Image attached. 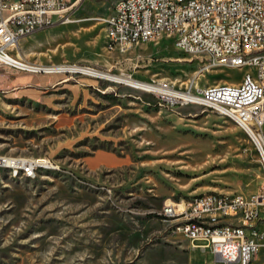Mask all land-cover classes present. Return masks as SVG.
Returning a JSON list of instances; mask_svg holds the SVG:
<instances>
[{
    "label": "rangeland",
    "instance_id": "1",
    "mask_svg": "<svg viewBox=\"0 0 264 264\" xmlns=\"http://www.w3.org/2000/svg\"><path fill=\"white\" fill-rule=\"evenodd\" d=\"M118 0H86L69 16L20 40L13 53L29 63L91 67L119 80L165 79L202 89L238 84L244 70H203L162 37L126 53L108 51L103 21ZM20 56V55H19ZM73 75L45 84L37 101L0 89V157L46 159L54 168L26 177L0 168V264H189L188 243L172 235L193 197L252 194L264 170L246 133L199 106L168 108L155 96L108 79ZM105 151L118 168L89 170ZM193 264H217L191 251ZM253 264H264L261 252Z\"/></svg>",
    "mask_w": 264,
    "mask_h": 264
},
{
    "label": "built area",
    "instance_id": "2",
    "mask_svg": "<svg viewBox=\"0 0 264 264\" xmlns=\"http://www.w3.org/2000/svg\"><path fill=\"white\" fill-rule=\"evenodd\" d=\"M82 1L0 0V82L9 72L71 77L83 75L82 70L98 71L73 64L29 63L13 53L28 29L63 24ZM103 28L111 52L126 53L167 37L182 54L204 55L203 70L243 69L238 84L202 89H183L165 79L132 81L129 76L121 77V83L155 96L165 107L199 106L229 119L246 133L264 170V0H118ZM7 167L26 177L40 168H54L46 159L14 163L0 157V168ZM164 216L183 219L172 235L184 237L190 250L209 251L217 264H253L264 252V189L193 197L180 211L165 208Z\"/></svg>",
    "mask_w": 264,
    "mask_h": 264
},
{
    "label": "crops",
    "instance_id": "3",
    "mask_svg": "<svg viewBox=\"0 0 264 264\" xmlns=\"http://www.w3.org/2000/svg\"><path fill=\"white\" fill-rule=\"evenodd\" d=\"M85 1L86 0H83L82 2ZM112 52H116V51H112ZM18 54L21 57L20 52H18ZM9 75L10 76L8 79L2 80L0 82V89H3L7 95L20 96L33 101L34 100L37 101L42 98V93H43L42 89L45 88L44 86L45 84H48L51 87H56L66 84L71 79V77H68L66 75H44V74L29 75V74H17L14 72H9ZM125 164H126L125 157L116 156L115 154L105 151H97L93 156L86 158L84 161V165L89 170H96L98 168H103V167L118 168L124 166ZM187 250H188V256H187L188 263L193 264L191 261V251H196V250H190L189 245L187 246ZM214 259L216 261L215 256Z\"/></svg>",
    "mask_w": 264,
    "mask_h": 264
},
{
    "label": "bare ground",
    "instance_id": "4",
    "mask_svg": "<svg viewBox=\"0 0 264 264\" xmlns=\"http://www.w3.org/2000/svg\"><path fill=\"white\" fill-rule=\"evenodd\" d=\"M65 23H72V21H71V18L70 19H68L67 21H64V23L63 24H65ZM103 24H106V19L103 21ZM34 32H36V29H28V36L29 35H31V34H33ZM106 38H107V40H108V47H109V37L108 36H106ZM19 55V54H18ZM101 71H95V72H91V71H88V70H82V74H84V75H87V76H91V77H94V78H98V79H102V78H105V79H108V80H113V81H119V83H121V77L119 78V80L117 79V80H115V78L114 77H109V76H107V75H105V74H102V73H100ZM130 77V80L132 79V81H138V80H136V79H134L132 76H129ZM105 79H103V80H105ZM127 82H132V81H129V80H126ZM133 83V82H132ZM11 162H14V163H22L23 162V160H21V159H9ZM7 168H10V169H15L14 167H7ZM40 169H49V168H40ZM168 208V207H167ZM172 208V207H171ZM174 209V208H173ZM175 210V209H174ZM176 211H179V210H176Z\"/></svg>",
    "mask_w": 264,
    "mask_h": 264
}]
</instances>
